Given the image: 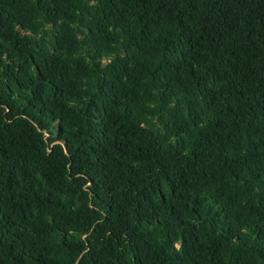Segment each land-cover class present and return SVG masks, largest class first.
Returning <instances> with one entry per match:
<instances>
[{
	"label": "trees",
	"instance_id": "1",
	"mask_svg": "<svg viewBox=\"0 0 264 264\" xmlns=\"http://www.w3.org/2000/svg\"><path fill=\"white\" fill-rule=\"evenodd\" d=\"M0 264H264V0H0Z\"/></svg>",
	"mask_w": 264,
	"mask_h": 264
}]
</instances>
